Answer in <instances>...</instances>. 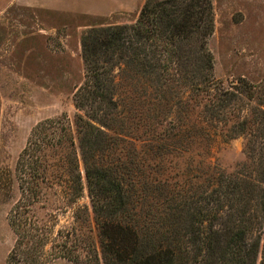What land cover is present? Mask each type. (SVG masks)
<instances>
[{
  "label": "rangeland",
  "instance_id": "374dc122",
  "mask_svg": "<svg viewBox=\"0 0 264 264\" xmlns=\"http://www.w3.org/2000/svg\"><path fill=\"white\" fill-rule=\"evenodd\" d=\"M210 1L209 93L176 82L158 91L152 78L122 63L111 70L101 57L112 80L106 92L118 106L116 146L105 160L134 180L142 224L167 208L168 192L208 196L229 176L264 189V0ZM145 3L129 14L100 17L0 0V264H105L87 188L74 204L55 185L39 202L19 207L17 166L40 122L63 117L74 124L83 114L75 105L87 76L83 36L136 23ZM81 170L85 176L82 163ZM259 216L257 264H264V213Z\"/></svg>",
  "mask_w": 264,
  "mask_h": 264
},
{
  "label": "trees",
  "instance_id": "16d2710c",
  "mask_svg": "<svg viewBox=\"0 0 264 264\" xmlns=\"http://www.w3.org/2000/svg\"><path fill=\"white\" fill-rule=\"evenodd\" d=\"M213 30L210 0H146L136 23L86 33L87 76L75 96L83 114L74 124L61 117L33 128L17 166L19 207L39 202L44 189L55 185H62L74 204L87 188L105 264H257L262 239L255 232L264 213L260 182L229 176L208 196L168 192L167 208L146 215L142 224L135 217L134 180L118 163L105 160L116 146L118 106L106 92L112 80L101 57H108L111 70L122 63L152 78L155 90L168 91L167 83L176 82L196 90L205 86L200 91L209 93L214 66L207 39Z\"/></svg>",
  "mask_w": 264,
  "mask_h": 264
},
{
  "label": "crops",
  "instance_id": "0c3cea01",
  "mask_svg": "<svg viewBox=\"0 0 264 264\" xmlns=\"http://www.w3.org/2000/svg\"><path fill=\"white\" fill-rule=\"evenodd\" d=\"M31 8L65 11L72 14H87L109 17L129 14L141 8L144 0H19Z\"/></svg>",
  "mask_w": 264,
  "mask_h": 264
}]
</instances>
